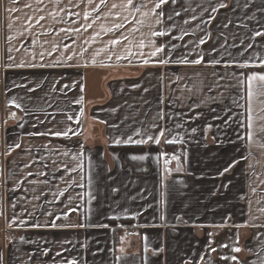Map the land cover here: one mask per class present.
Segmentation results:
<instances>
[{"label": "crops", "instance_id": "crops-1", "mask_svg": "<svg viewBox=\"0 0 264 264\" xmlns=\"http://www.w3.org/2000/svg\"><path fill=\"white\" fill-rule=\"evenodd\" d=\"M121 2L108 0L105 7L96 0L102 14L92 22L84 18L85 13L96 16L87 0H0L4 264H68L73 259L78 264H264V139H249V129L235 122L225 128L223 120L214 118L230 116L247 123V84H237L231 74L264 73L259 59L246 60L253 50L264 48L237 55L254 30L264 31V12L258 10L264 0H224L226 8H220L221 0H168L155 10L165 13L161 24L149 12L158 0H142L147 6L139 11L111 8ZM40 16L45 18L37 23ZM90 22L85 31L82 26ZM117 22L125 24L128 40L112 45L121 33L103 29ZM77 27L78 33L60 31ZM165 30L164 36L152 35ZM201 38L206 43L200 44ZM225 38L235 61L223 55ZM153 43L177 45L174 52L165 48L173 61L182 55L194 60L199 54L204 62L157 64L165 53L150 57ZM254 43H264V37ZM213 58L221 63L211 66ZM145 59L150 63L145 65ZM225 61L233 66L225 67ZM21 62L26 66L15 67ZM237 62L249 67H236ZM9 64L13 67L6 69ZM252 105L257 111L261 107L255 98ZM161 128L171 131L159 137V144L124 143L129 136H158ZM63 130L67 136L51 134ZM174 149L183 155L163 167V157ZM134 155L145 159L133 160ZM72 168L76 170H68ZM52 221L86 227L53 228ZM3 226L14 231L13 239L4 240ZM131 226L135 233L126 237ZM234 247L241 251H232ZM158 249L163 251L155 255Z\"/></svg>", "mask_w": 264, "mask_h": 264}, {"label": "snow or ice", "instance_id": "snow-or-ice-1", "mask_svg": "<svg viewBox=\"0 0 264 264\" xmlns=\"http://www.w3.org/2000/svg\"><path fill=\"white\" fill-rule=\"evenodd\" d=\"M14 2H18V0H14ZM38 4H42L43 3V0H37ZM83 2V0H82ZM176 0H172V3H175ZM69 3H71V0H69ZM87 3L89 5H91L93 7V11L96 13V16L95 17H90L88 13H85L84 15V18L86 20H91L92 22H94L95 20H98L101 18V14H102V9L96 5V0H87ZM168 3V0H158V2H155L153 4V8L152 9H149V12H152L155 17H156V20H155V23L157 24H161L163 23V17L165 15V13L161 10V11H155L156 9H162V6L167 4ZM99 5H103L105 7H107L108 5V0H99ZM27 7H31V5H26ZM147 5L145 3L141 2L140 3H137V0H122L121 4L120 5H117L116 3H113L111 5V8L115 9L117 7H125V8H131L135 11H139L140 9L142 8H145ZM228 5L227 3L224 2V0H221V3H220V8H226ZM239 6V5H237ZM243 7H248V4L245 3L243 5ZM212 12H216L217 9L215 7H213L212 9ZM259 11H262L264 12V8H259L258 9ZM10 11H12L10 9ZM176 16H179L180 13L179 12H175L174 13ZM75 15H78L75 14ZM144 15H148V13H144ZM45 17L44 16H40L39 17V20H37V23H39L40 20H43ZM169 20L172 19V16L169 15L167 17ZM212 19H214V17H211ZM254 18V17H253ZM125 21L127 20V17H124L123 18ZM92 22L88 23L86 26H82L84 27V30L87 31L88 28H91L92 27ZM138 23H143V21H137ZM185 23H188V21H184ZM206 23V22H205ZM9 27H11V25H9ZM125 27V24L123 22H117V23H113L111 27H107V28H104L103 31H105L106 33H111V32H114V31H119L121 34L120 36L112 39L110 41V43L112 45H118L120 44L123 40H128V36H125L123 34V29ZM223 27H228L227 24L223 25ZM61 32H72V31H75V32H80L81 31V28L80 27H77L75 29H64V28H61L60 29ZM136 31H139V29H136ZM168 34L167 31H152V35L153 36H157V37H161V36H164ZM185 35H187V32L185 31L184 32ZM258 37H264V31H260V30H254V33L251 37H249V43L247 44H244L243 45V49L237 53V55L239 56H243L244 55V52L248 51L249 49H254V47H261V48H264V43H261V44H255L254 42L256 41V38ZM183 37H179V39H182ZM9 40H11L12 38L11 37H8ZM87 43V41H86ZM152 43V42H150ZM199 43L200 44H204L206 43V41L201 38L199 40ZM241 43L243 44V41H241ZM227 45V38H225V43L221 45L222 48H224V53L223 55L224 56H227V57H230L231 60L235 61V56L232 55L231 52L228 51V47L229 46H226ZM235 45H232L231 47H234ZM69 45H65V48H68ZM139 47L143 48L145 47L143 41L140 42L139 44ZM153 47H154V50L149 54L150 57H157L160 53H165V48L168 47L170 48L173 52L175 51V49L177 48V45L175 44H172V45H155L153 43ZM184 47H186V45H184ZM19 49H17L18 51ZM53 50H55V46H53ZM7 51L10 53L12 51V48H8ZM86 51V49H85ZM100 51H103V49H101ZM213 52H216L217 49L216 48H213L212 49ZM49 55H51V52L48 53ZM131 54V53H129ZM41 55V58H43L44 56V53H40ZM96 55H99V51L96 53ZM141 55H143V53H141ZM8 60H14V57H12L11 55H8ZM121 57L117 56V59H120ZM68 60H71L72 57L71 56H68L67 57ZM254 59H259L260 61V64L258 65V67H264V52H256L255 50H253L248 57H246V60H254ZM95 62V61H93ZM204 62V56L203 55H199L198 54V58L197 59H194V60H190L188 58L187 55H182L180 56L177 60L173 61L171 59V57L165 53V57L163 59H159L156 61L157 64H160V65H168L170 63H176V64H182V65H200ZM61 62L60 61H56L55 64L56 65H59ZM150 63V60L149 59H145L144 60V64L147 65ZM221 61L220 60H217L215 58H213L212 60L208 61V64H210L211 66L215 67L216 65L220 64ZM26 64L24 62H21V63H17L15 64V67L17 68H21V67H25ZM28 66H31V67H36L35 64H31V65H28ZM41 67H44L43 64L40 65ZM70 67L72 65H69ZM79 66V65H77ZM225 67H231L233 66L231 63H229L228 61H225ZM236 67H239V68H248L249 67V64L247 62L245 63H239L237 62L235 64ZM13 67V65L9 64V65H6V69L7 68H11ZM218 73H213V76H217ZM233 76V78L236 79L237 81V84L243 86L245 83L247 84V98H248V108L246 109L248 115L246 117V121L247 123H245L244 121H238V120H235L234 117H223V116H216L214 117L215 119H221L223 120V123H224V126L225 128L227 127H230L231 126V123L232 122H235L238 127H245L246 129H249L247 135H248V138L249 139H252L253 137H260L261 139H264V136H262L261 134L264 133V73H260V72H251V73H248L247 75H245L244 73H240L239 75H237L236 73H232L231 74ZM220 79H224V77H220ZM219 86V85H217ZM67 87V86H66ZM199 90V89H197ZM29 91H33V89H29ZM81 91H83V89H81ZM253 98H255V100L258 102V104L261 106L259 107L258 111L257 110H254L253 108V105H252V101H253ZM241 99H243V97H241ZM233 103L234 104H238V101L236 100H233ZM16 107H19L20 105H15ZM238 106H241L243 107V105H238ZM213 112H215L216 110L213 109L212 110ZM225 111L226 113L227 112H231V109L228 108L227 106H225ZM255 111V116L253 115ZM14 115V114H13ZM241 115H244L243 113H241ZM69 119H72V117H68ZM158 118L160 120H163L164 116L163 114H158ZM154 126H157L158 125H154ZM180 125H177V127H179ZM209 127H211V125H209ZM70 130V129H69ZM165 131H171L170 129H164V128H161L160 132H159V135L158 136H153V135H147V138H143L141 137L140 139H136V140H133L132 136H129L127 138L126 141H124V143H131V144H136V145H144V144H147L149 141H152L154 142L155 144H159L160 143V139L159 137H163L165 135ZM193 132L196 131V129H192ZM67 132L68 130H63V131H56V132H52L51 134L54 135V136H61V135H64V136H67ZM74 135H78V133L76 132H73ZM136 135H140V133H136ZM237 139L238 140H243L244 139V136H241L239 134V132H237ZM121 141H116V143H120ZM174 142L173 140H166V143H172ZM15 147H20L19 144L15 145ZM261 147H264V144L261 145ZM65 155H67V153H65ZM75 158V157H74ZM173 159H178V157H176L175 155H173L172 157ZM132 159L133 160H143L145 159V156L144 155H140V156H132ZM237 161H234L233 164H230L227 168L224 169V172H227L230 170L231 167L234 166V164L236 163ZM79 166V165H77ZM65 168H67V166H65ZM69 171H75L76 169L75 168H72V169H68ZM223 173H221L222 175ZM65 191H67V189H65ZM253 191H255V189H253ZM64 193L61 192V195H63ZM72 201V197L70 196L69 197V203H71ZM13 207H15V205H13ZM76 209L73 208L72 211H75ZM261 212H264V208H261L260 209ZM48 215H52L51 213H48ZM65 218H67V216L65 215ZM163 218V217H162ZM56 219H60V217H56ZM39 226V225H37ZM50 226L53 227V228H56V227H80V228H84L86 227L85 224L83 223H80V224H69V225H57L55 223V221H52L50 222ZM103 227H107V225H102ZM24 238L21 237V240H23ZM238 242V241H237ZM222 247H228V245H222ZM121 252L124 251V249H120ZM163 249H158L156 250L155 252V255H159L160 252H162ZM210 251L214 252L216 251L215 248H211L210 247ZM232 251L234 252H240L241 249L239 247H234L232 249ZM44 255H47V250H45L43 252ZM57 255H60V253H57ZM222 259H227V257H221ZM29 259L31 260L32 259V256L30 255L29 256ZM117 259H120L119 257H117ZM203 259V257L201 258ZM232 260H237V257L236 256H232L231 257ZM5 262V255L3 252H0V264H4ZM68 264H78V262L73 259L72 261L68 262ZM209 264H211V262H209Z\"/></svg>", "mask_w": 264, "mask_h": 264}, {"label": "built area", "instance_id": "built-area-1", "mask_svg": "<svg viewBox=\"0 0 264 264\" xmlns=\"http://www.w3.org/2000/svg\"><path fill=\"white\" fill-rule=\"evenodd\" d=\"M7 116L13 120H16L18 117L16 114L13 115V113H8ZM173 155H175L176 157H181L183 155L182 150L180 149H174L172 150L170 153H167L162 160V165L165 168H169L172 165H174V163L176 162V159H173ZM1 232L2 235L4 237V240L6 241L7 239H13L15 237V233L13 230L8 229L6 226H3L1 228ZM135 233L134 228L131 226L129 227L126 232H125V236L126 237H131L133 236Z\"/></svg>", "mask_w": 264, "mask_h": 264}, {"label": "trees", "instance_id": "trees-1", "mask_svg": "<svg viewBox=\"0 0 264 264\" xmlns=\"http://www.w3.org/2000/svg\"><path fill=\"white\" fill-rule=\"evenodd\" d=\"M120 233L121 232H118V231L115 233L114 243H115V250H116V252H117V249H118L119 244H120Z\"/></svg>", "mask_w": 264, "mask_h": 264}]
</instances>
